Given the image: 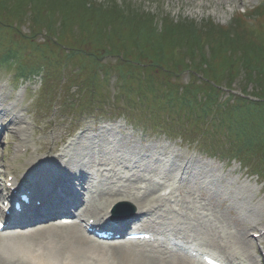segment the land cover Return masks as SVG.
I'll return each instance as SVG.
<instances>
[{
  "label": "rangeland",
  "instance_id": "1",
  "mask_svg": "<svg viewBox=\"0 0 264 264\" xmlns=\"http://www.w3.org/2000/svg\"><path fill=\"white\" fill-rule=\"evenodd\" d=\"M30 1L23 20L17 10L12 13L0 11V62L8 50H13L19 54V57L14 56L15 60H21L19 62L25 64L22 69L18 67V62L0 65V104L4 107L18 105L20 111L17 115L24 121L0 130V190L5 192L7 179H15L19 189L38 188L46 164L50 165L52 158L55 161L64 147L68 151L65 159L69 158L76 165H83L81 173L93 181L82 190V202L75 209L79 214L84 213L87 199L91 198L92 192H96L94 186L101 185L105 189V184L112 182L124 184V180L133 172L126 165L137 163L129 154L140 151L141 154L136 159L146 155L142 157H146L150 170L148 168L143 171L147 178L155 180L157 192H172L170 200H166L171 204L168 211L163 217L153 218L156 223H167L162 227L163 231H178L180 235L202 240L205 235L203 232L210 225L216 236L228 242L233 251H237L244 264H264V254L261 253V248L264 249V234L257 238L253 235L259 232L257 230L260 227L264 228L263 177L259 178L253 173L254 170L241 165L238 160L214 157L209 153L210 150L203 149L197 143L196 139L202 132H185L186 128L178 123L177 116L174 115L175 119H166L167 124H174L172 129L177 128L168 133L163 127L151 126L153 117L146 111L147 104L153 103L151 97H154L149 86L151 78L155 81L154 89L157 88L154 91L158 93L169 92L170 84L183 89L182 86L197 81V85L203 86V78L194 77L189 67L180 68L179 74L170 70L169 68H173L170 64L171 47L167 54L163 52V55L168 56L164 58V69L154 65V61L148 56L153 53L151 40H141V49L147 51L145 57L140 56L136 46L131 54L124 50L122 52L115 46L119 42L118 36L113 35L111 41L106 38V31H113L112 25L111 28L105 23L98 25L102 28L104 25L103 41L100 43L95 42L94 37V34L98 35V26L95 28L92 25L90 41L75 20L76 15L85 14L74 10L72 5L66 6L65 0H48L45 6L38 0ZM95 1L98 5L107 4L127 14L134 12L132 10L138 11L143 19L152 15L160 32L163 23L167 21L171 24L186 21L195 24L200 30L210 22L220 26L233 24L239 27V22L236 24L237 20L234 18L242 16L240 22L245 29L251 30V37L264 42V10L261 15H254L256 8L264 0ZM10 3L16 9L17 0ZM37 3L43 14L41 18L37 15L38 11L34 10ZM81 8L86 10L85 6ZM63 13L72 18L66 22L62 17ZM245 15L247 16L244 17ZM127 24L128 21L124 22V25ZM122 29V36L129 40V35L123 33L126 27ZM211 43L214 45V42L208 41L202 47L211 50ZM182 46L183 60H188L189 44L182 41ZM145 65H149V68ZM32 70L40 71V74H32ZM237 74V80L232 85H228L226 79L221 81L226 86L223 87L224 97L230 93L239 96L245 91V72L243 74L239 71ZM226 76L224 72L223 78ZM87 84L90 86H86ZM247 89V95L253 97L252 85ZM138 90L146 93L147 99L144 103L134 104L133 99ZM8 115L11 117L6 120L7 123L15 120L13 113ZM1 116L4 120L7 115ZM12 117L14 118L11 119ZM193 130L195 129L192 128ZM45 138L49 143L54 140L59 142L60 148H44L39 139ZM22 139H25L27 151L16 154V148ZM185 163L190 164L186 173L179 169ZM106 166L108 169L112 167V170L106 169ZM129 183L130 181H125V186ZM122 184H114V187L120 188ZM123 199L120 197L114 203H107V199H103L101 201H105L99 203L104 211ZM95 202L96 200L92 201ZM129 203V209L122 215L129 214L133 209L137 210L134 202ZM53 226L56 225L39 229ZM39 229L18 234H0V253L24 259L26 255L48 253L53 247H63L53 237H41L37 241L21 237L22 233H32ZM244 246L248 249L247 257L241 255L240 248ZM109 247L94 243L91 249H85L84 256L88 260L78 262L118 264L120 256ZM209 249L219 253L213 246ZM52 255L56 262L60 261V257H55L58 255L55 251Z\"/></svg>",
  "mask_w": 264,
  "mask_h": 264
},
{
  "label": "trees",
  "instance_id": "2",
  "mask_svg": "<svg viewBox=\"0 0 264 264\" xmlns=\"http://www.w3.org/2000/svg\"><path fill=\"white\" fill-rule=\"evenodd\" d=\"M10 1L12 0H0L1 12L12 13L17 10L18 15H25L27 3L31 2L17 0L16 9H14ZM46 1L49 2L38 0L43 6ZM51 4L56 6L53 2ZM65 4L72 5L74 10L85 14L83 16L75 14V20L86 32L87 39L90 41H92L90 38L92 25H95V28L103 23L110 28L112 25V33L107 30L105 34L110 41L113 40V35L118 36L119 42L115 45L117 49L131 54L133 47L136 46L140 56L145 57L146 49H141V40L144 39L147 42L151 40L153 53H149L148 56L150 55L149 58L154 61V65L164 69H166L163 65L164 58L168 56L163 55V52L167 54L171 47L170 64L173 68L169 69L179 74L180 68L184 66L188 69L189 67L194 77L200 76L205 82L202 86L194 81L187 86H182L183 89L170 84L169 92L158 93L154 91H157V88L154 89L155 81L151 78L149 86L153 91L151 93L154 96L151 97L153 103L146 106V111L153 117L151 126L163 127L168 133L177 130V128L172 129L174 124H167L166 121V119H175V115L178 123L186 128L185 132L187 130L191 134L202 132L196 140L203 149L210 150L209 153L213 156L238 159L242 164H249L248 169L254 170L253 173L264 179V42L261 43L251 37V30L245 29L240 22L242 16L234 18L235 21L237 20L236 24L239 22V27L233 24L220 26L210 22L202 26L200 30L195 24L186 21L175 24L167 21L163 23L160 32L155 26V17L152 15L143 19L138 11L132 10L136 13L127 14L107 4L98 5L95 0H69V2L65 0ZM36 6L34 10L38 11L37 15L41 18L43 14H41L40 4L37 3ZM81 6H85L86 10ZM50 8L52 7H48ZM263 10L264 3L256 8L254 15H261ZM62 17L66 22L72 18L64 13ZM127 21L128 24L124 25ZM124 26L126 29L123 33L129 35V40L122 36ZM103 28L98 26L96 31L98 35L94 34L97 43L103 41ZM182 41L189 44L187 55H190V58L188 60H183ZM208 41L214 42V45L211 43L213 45L211 50L202 47V44ZM145 66L149 68V65ZM239 71L243 74L245 72L243 76L247 82L243 88L245 91H242L239 96L230 93L224 97L223 87L226 86L221 81L226 79L228 85H232L237 80ZM224 72L227 76L223 78ZM251 85L254 88L253 97H249L246 92ZM146 99V93L138 90L133 103H144ZM192 128L195 130L192 131Z\"/></svg>",
  "mask_w": 264,
  "mask_h": 264
},
{
  "label": "bare ground",
  "instance_id": "3",
  "mask_svg": "<svg viewBox=\"0 0 264 264\" xmlns=\"http://www.w3.org/2000/svg\"><path fill=\"white\" fill-rule=\"evenodd\" d=\"M19 111L20 108L18 105L4 107L0 104L1 115H7L4 120L0 115V130L3 127L7 128L11 125L16 126L20 122H24L17 115ZM8 113H13L15 120H11L7 123L6 120L11 117ZM11 119H13V117ZM45 130L46 129L43 131L44 133ZM24 140L22 139L21 144L17 146L19 151H22L26 146ZM39 140L42 143V146L46 149L50 148L53 150L54 148H60V143L55 140L53 143L50 142L53 144L52 147L47 141V138ZM104 152L105 151H103V153ZM66 154H68L67 148L64 149V147H62L61 152H59L58 155L59 157L56 158L55 161L54 158L50 159V165H48L49 163L46 164V170L43 172V177L42 175L40 176L41 185H39L38 188L42 187L36 193H26L27 200L20 199V212L13 209L5 216L7 222L13 223L17 221L18 223H26L38 218L45 219L49 216L56 215L57 213H67L66 216H64L65 218H62L61 220L51 223L46 222L42 225H37L36 227H44L51 224L56 226L39 229L32 233L21 234V237L31 238L34 241L39 240L41 237H53L56 238L57 242L60 241L63 244V247H53L52 249H56H51V252L48 253L40 252L37 255L34 253L26 255L24 256V259L0 253V264H80L78 260H88H86L84 256L85 249L90 248L96 242L86 237L81 227L76 223V220H70L71 223L57 224L67 221L66 218L70 217L69 214L73 212L74 208L81 200L82 190L85 189L86 185L92 184L93 182L86 174L81 173L84 170V166L80 163V166L78 164L76 165L74 163L75 161L73 162L72 159H65ZM138 154H141V152L139 151L135 154H129V157H132L131 159L136 160L137 163L126 165V167L133 172L124 180V184H122L123 180L120 181L122 183L112 182L110 184H105V186L107 185L105 189L102 188L101 185L99 187L92 185L96 188V192H92L91 198L87 199L88 202L87 205L85 204V212L82 217L80 216V220L87 223L94 222L92 221V218L96 221L104 219L105 216H107L108 207L102 211L100 205L105 201H101L103 199H107V203H114L116 200H119L120 197H123L124 199L120 201V204L128 205L130 204L129 202H134L136 204V214L128 220L119 222L116 229L123 231L129 226L130 221L136 220L135 223L139 225L138 228L146 229L144 230L145 232H152L150 234H152L155 239L147 242L142 240L125 241L124 239L104 241L109 243V248L112 247V249L117 252V255L120 256V262L118 264H202L198 261V257H192L189 252L181 251L180 242L188 244V250L199 254L207 251L210 252L208 249L213 246L220 253V255L215 254L214 256L222 258L227 264H244L242 261L243 259L238 256L237 251H233L229 247L228 242L219 236H216V233L210 225L207 226L206 230L203 232L205 235L202 240L201 238L191 239L189 236L180 235V233H177L178 231L175 233L172 230L169 232L162 230V227H165L167 223H161L162 221L156 223L153 218L156 216L163 217L164 213L168 211V208L170 207L169 205L171 204L166 202V200H170L169 195H171L172 192L170 191L169 194H159L157 192L155 180L153 178H147L143 171V169L146 170L149 168V165L146 162L147 159H145L146 157H142L146 155L143 153L144 155H141L138 160L136 159L137 156H139ZM185 164L186 165H180L179 169L184 170L186 173L190 168V164ZM106 169H108V167ZM108 170L111 171L112 167ZM42 178H44L43 182ZM125 181H130V183L125 186ZM37 182L38 181H36V183ZM114 184L119 186L122 184V186L120 188H115ZM141 184L144 185L141 186ZM3 196L4 194H0V200H2ZM95 200L96 202L92 203V201ZM99 201L101 203H99ZM156 210H159L160 212L157 213ZM167 214L168 213H166L165 216H167ZM187 228H190V226ZM20 230L21 229L17 228L14 231L7 232H20ZM244 247L240 248L242 250V253H240L247 257L248 249L247 246ZM53 251L58 254L55 257H60L59 262H56L53 258ZM39 255L47 256L49 258L40 257ZM237 259L238 261H236Z\"/></svg>",
  "mask_w": 264,
  "mask_h": 264
}]
</instances>
